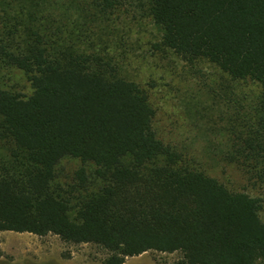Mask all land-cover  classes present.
Segmentation results:
<instances>
[{
	"label": "trees",
	"instance_id": "obj_1",
	"mask_svg": "<svg viewBox=\"0 0 264 264\" xmlns=\"http://www.w3.org/2000/svg\"><path fill=\"white\" fill-rule=\"evenodd\" d=\"M139 4L160 51L258 83L224 153L264 185V0H0V233L95 244L101 264H264L262 201L164 144L147 95L108 60L63 48L114 42V14Z\"/></svg>",
	"mask_w": 264,
	"mask_h": 264
},
{
	"label": "rangeland",
	"instance_id": "obj_2",
	"mask_svg": "<svg viewBox=\"0 0 264 264\" xmlns=\"http://www.w3.org/2000/svg\"><path fill=\"white\" fill-rule=\"evenodd\" d=\"M114 18V42H74L63 48L74 54L100 55L116 77L135 83L154 111L157 137L228 190L259 198L264 222V185L249 181L224 153L228 130L248 118L252 100L260 92L258 83L232 79L207 60L186 63L157 49L160 35L144 4L122 9ZM16 77L24 83L21 75ZM73 167L69 162L64 169ZM0 250V264H101L108 255L95 244L12 231L0 233ZM180 257L179 252L147 251L126 257L123 264H172Z\"/></svg>",
	"mask_w": 264,
	"mask_h": 264
}]
</instances>
